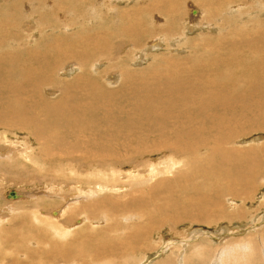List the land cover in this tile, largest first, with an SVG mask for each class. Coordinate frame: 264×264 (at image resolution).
<instances>
[{
  "label": "bare ground",
  "instance_id": "1",
  "mask_svg": "<svg viewBox=\"0 0 264 264\" xmlns=\"http://www.w3.org/2000/svg\"><path fill=\"white\" fill-rule=\"evenodd\" d=\"M0 1V10L2 9V12L9 16L10 19L16 17L19 23L24 19L30 22L31 18L34 19L32 14L34 16L44 12L47 15H52L56 11V7H61L58 12L53 13L56 15L55 18L58 23L55 22L56 24L50 25L49 27H52L50 31H55L60 26L59 22L64 24L69 19L68 17L72 15L70 12V16H68L65 8L66 3L74 6L79 12H85L86 18L91 20L94 18L95 10L98 9L99 11L102 7V4L98 1L92 4L90 0L82 2L80 0ZM101 1L106 3V5L109 1V10H111V6L116 4L118 0ZM159 1L160 4L158 5L156 2V7L153 4H147V7H142L139 10L140 13L137 8L126 9L120 13L118 9H112V12H116V16L113 17L116 21L111 18L110 20L113 22V27L119 29L121 40L131 44L130 48L133 52L126 53L125 51V53L126 55L134 54L131 61L132 63L134 62V66H141V62L144 61L145 63L147 58L142 52L135 50V48L140 46L141 38L151 35L158 27H144L140 19L130 16L136 13H145L150 18L151 16L153 17L154 21L152 19L150 21L155 25V21L156 23L157 21L160 22V17L157 16L159 10L162 13L164 12L165 15H178L179 0L175 1L176 4L171 0ZM196 1L202 8L206 9L207 18L208 16L211 17V22H203V29H211L214 23L221 20L228 22L227 19L235 15H238V23L241 26L244 20L243 17L247 15L243 10H239L231 12V14L227 13L224 16L226 11L213 10V4L209 6V2L213 0ZM216 2L221 3V5L226 3L225 7L228 6V9L230 5L237 4V0H217ZM247 2L251 3L254 16L264 10L259 5L258 0H247ZM89 3L93 5L90 9L86 8V4ZM26 4L29 5L26 6ZM243 5L245 7L244 3ZM233 8L235 9L236 6H233ZM193 12H195L194 15ZM200 16L202 17L201 11L194 9L191 5L190 10L188 9L186 24L183 25L185 26L184 31L190 28L199 29L201 26L199 28L195 26L200 20ZM40 17L38 19L36 16L37 22L31 23L28 27H39L43 24L40 22ZM5 19H0V67L6 66L3 70H0L2 72L0 74V129L3 130L2 132L28 133L29 139L38 144L46 156H55L54 150H59L64 154L62 155L64 158H70L71 153H74L75 155L71 156V158L73 157L71 164L74 163V165H79L84 169L89 168V170L98 169V173H101L99 170L102 166H107L113 170L119 169L124 165H133L136 169H143L144 171L146 168H150V170L146 171V176L142 175V178H138L140 183L151 182L145 190L139 193V197H127L128 199L123 201L122 204H117L114 202L115 199L109 195L99 201L90 199L93 196V192L85 195L87 197L82 205V210L84 211L106 209L104 210L106 215L115 217L116 214L122 213L123 215V213L137 209L146 215V226H143L142 223H140L141 225L133 223L123 226L119 223H110L106 227L105 232H113V230L118 229L123 232L103 240L101 239L100 250H103V253L111 254L115 253V250L130 249L131 246L127 242L132 241L134 247L138 241L144 240L150 231L157 228L160 224V218L154 217L151 213H145L148 206L147 196L154 197L160 188L163 189V187L169 186L171 181L179 183V181L202 179V184L194 187V190L190 193L193 197L192 201H184L179 208L177 207L179 210L173 208L170 203V205H162L159 208L158 211L160 213L167 209L171 212L167 214L169 217L167 220L178 224L179 219L189 218L192 222L207 223L209 225L224 220H226L225 222H230L235 218L245 219L241 208L236 209L232 206L233 210L229 212L225 211V208L227 209L226 201L229 200L230 202V199H235L234 201L251 199L252 192L258 188L257 184H260L262 179L264 180V144L260 147L251 146L249 148H235L232 145L233 139L244 134V131L240 129L244 128L247 121L257 120L255 125L250 127V131H264V27L251 28L250 32L244 31L249 27L232 28L234 30L233 34L237 33L236 35H238L237 38L239 39L237 41L233 40V38L225 40L226 36H216L210 39H207V36L199 37L192 44V51L186 57H179L176 60L177 63L165 56L154 57L157 58V64L154 63L155 65H151L147 69H137L133 73H129V68L120 69L122 72L120 81H117L119 78L117 75L105 74V77H103L109 87L118 85L117 88L113 86L116 89L112 90V92H107L100 91L91 78L96 74L94 70L101 67L102 61H107L110 65L113 62H117L118 67L123 66L124 61L122 59L114 58V54L118 51L120 55L123 53L125 47L122 44L116 45L117 43H115L114 45L116 46L113 45L111 49L105 52L104 49L107 43L100 35L82 37V35L76 33L74 35L76 39H71V44L67 45L58 39L51 40L52 35L50 34L51 38L47 47L44 48L46 50L42 52L39 50L26 51L27 55L24 57L21 56L24 51L20 52L19 46L22 39H25V35L20 33V31L11 34L12 27H18V25L15 26L10 23L12 26H9L10 24L4 23ZM99 20L101 19L99 18ZM118 20L120 23H118ZM123 20L125 22L121 23ZM71 25L73 26L74 23L69 24V26ZM122 26L124 30L120 28ZM164 28L166 27L162 29ZM6 30H9V32ZM243 31L247 34H242ZM32 34L34 35V33ZM175 41H177V38ZM149 45H151V48L147 49L152 53L153 51L150 49H158L162 44L159 40H156L149 43ZM241 49L246 50V52ZM52 53H54L55 59L52 57ZM98 54L99 56L96 58ZM57 55L63 57L66 62L64 65L65 69L59 68L60 61L56 58ZM143 57H145L144 60ZM134 60L140 62H135ZM148 61L150 62V60ZM89 64H91L90 67L88 66ZM242 65H247V67ZM161 67L164 69L163 72L157 73V70L161 69ZM213 70L219 72L211 77L210 73ZM56 72L69 75L76 72V75L70 76L71 80H65L67 76L61 77V84L59 87L57 85L59 92H56L57 89L56 91L54 90L55 87L53 89L48 87V89L41 91L43 86L57 84L54 79ZM48 92L53 95L57 94L58 96L55 95L56 98H53L57 99V101L51 102V99H45L43 96L48 94ZM258 115L263 116L254 118ZM61 133L73 137L74 142L65 141L61 137ZM203 133L206 135H202ZM81 137H83V140H81ZM258 140L256 139L255 141ZM144 141H149L150 145L142 147ZM132 142H135L136 146H133ZM118 150L123 152L124 155H118ZM150 154L168 155L171 157H167L170 163L162 167L155 161L148 163L142 161L143 164H139L130 160L132 156L144 159L143 156ZM178 159L189 166L184 167V165L179 167V169ZM165 173H171L172 178L169 176L171 179H164L162 175ZM154 175L158 176L159 179L153 180ZM219 175L223 177L221 178L223 182L217 186L215 180ZM215 176L218 177L211 183L210 179ZM97 177L87 181H94L91 184L98 187L106 186L103 188L105 190L110 186L108 190L112 189L122 192L121 189L123 187L118 188L114 185L119 179L112 182V179L104 178L100 175ZM126 178V181L131 180V183L136 180L129 176ZM124 182L123 186L127 185ZM130 182L128 183L130 184ZM75 183L81 184L82 182L76 181ZM208 184L210 186L209 189ZM180 185H183V183ZM206 189L208 190L207 192L202 191ZM206 193H210V196H206ZM16 195V200L22 198L18 191ZM230 205L233 204L231 203ZM191 209L194 210L192 211ZM62 210H55V215L60 216ZM71 213H74V211ZM226 228L222 230L228 231L229 229L226 230ZM100 231L102 230L100 229ZM83 232L84 230H81L77 235L71 236L69 235L70 233L61 235L65 239L70 236V239L64 243H56L57 241H55L54 244H47V247H43L44 241L40 238L42 241L37 239L39 243L36 241L32 243L34 250L24 245L26 242L23 245L16 246L15 250L29 257L40 255L45 258L55 256L57 259H63L65 256L67 257L70 251H73L75 247L73 244L78 236L86 235L87 237L85 238H95L93 237L94 235L92 236V232L87 233L85 231L84 234ZM189 234L194 240L197 237L200 238L199 235L203 233L193 231ZM17 235L15 237L18 240H24L19 234ZM43 239L45 240V238ZM243 245L245 244L233 246L234 249H232L237 254V256L232 255L233 260H231L234 263L240 257V260H242L243 252L247 247V244L245 245L246 247ZM250 248L252 247L250 246ZM166 249H168V246L165 247ZM221 250L223 249L221 248ZM53 253L56 254L53 255ZM239 254L242 256L238 257ZM252 255L254 256V254ZM217 256L221 257V253L217 254ZM244 257H246V254ZM67 263H69V260H67ZM6 264H18V262L10 259Z\"/></svg>",
  "mask_w": 264,
  "mask_h": 264
},
{
  "label": "rangeland",
  "instance_id": "2",
  "mask_svg": "<svg viewBox=\"0 0 264 264\" xmlns=\"http://www.w3.org/2000/svg\"><path fill=\"white\" fill-rule=\"evenodd\" d=\"M80 1L82 2L84 0H80ZM95 1H98L100 4H102V7L101 9H99V11L98 9H96L95 12L92 11L95 14L94 18H96V19L93 18L94 20L93 19L91 20L90 18L87 19L85 12L83 13L79 12L78 10L75 9L74 6L70 5L69 3H66V5L64 4L68 16H70V14L72 15L68 17L69 19L66 21L67 23L65 22L64 24H61V22H59L60 26L59 28H57L58 30L56 29L55 31H50L52 27L49 26L58 23V21L55 18L56 15H54L53 13L58 12L61 9V7H56V11L53 12L52 15L50 14L47 15L44 12L38 13L37 15L34 16L32 14V17L34 19L31 18L30 22L27 19L26 20L24 19L20 23L17 21L16 17L10 19L9 16L4 14L1 9L0 19L6 18L4 23L8 25L10 23L12 25L14 24L15 26L18 25V27L17 26L12 27L11 34L20 31V33L25 35L24 37L25 39H22V41L20 42L21 44L19 46L20 52L24 51V53L21 55L24 57L27 55L26 51L39 50L42 52L43 50H46L44 48L47 47L51 35H52L51 40L58 39L67 45L71 44V39L72 40L76 39L74 37L76 33L82 35V37L100 35L102 39L107 43L104 49L105 52L111 49V47H113L115 43H117L116 45L122 44L123 47H125L123 53L120 55L118 51L116 54H114V58L119 60L122 59L124 61L123 66L118 67L117 62H113L112 65H110L107 61H102L101 62L102 65L100 64L101 67H99V69L97 70H94L96 71V74H94L93 77L91 78L97 84L98 89L100 91H107V92H112V90H115L118 87V85H113L116 88L113 86L109 87L107 81L104 79L105 74L117 75V77H119L117 81H120L122 69L129 68V73H133L134 71H137V69L144 70L151 65L153 66L157 64L156 59L161 56H165L169 59H173V61L177 63L176 60L179 57H186L192 51V44L194 43V41L198 40L199 37L207 36V39H210L216 36H226L227 38L225 40H228L229 38H233V40L237 41L239 39L237 38L238 35H236L237 33L233 34L234 30H232V28L234 29L241 27H245V28L249 27L244 31L250 32L249 30L251 28L264 27V10L258 13L257 16H254V11L251 8V3L247 2V0H237L236 2L237 4L230 5L229 9L228 6L225 7L226 3H223V5H221V3L216 2L217 0H213L212 2H209V6L213 4V10H217L219 12L226 11L224 12V16L227 13L231 14V12H236L239 10H243V12H245L248 15V16L245 15L243 17L244 20L242 19L243 22L241 23V26L238 23L239 22L238 15H235L234 17L227 19L228 22L227 21L224 22V20H221L217 23H214V26L211 29L210 28L203 29V22L205 23L211 22V17L208 16L207 18L205 14V12H207L206 9L202 8L201 5L196 0H179L178 8H177L178 15L177 16H174V14L165 15L164 12L162 13V11L160 12L159 10L157 16L160 17V22L157 21L156 23L155 21L156 26L153 25L150 21V19H152L153 17L151 16L150 18V16L146 15L145 13L142 14L136 13L130 16L133 18L135 17L138 20L140 19L144 27L147 28L152 26L158 27L156 28V30L153 31V33H151V35L141 38L140 46L138 48H135V50L142 52V54H144L147 58L145 59V57H143V60L145 59V63L144 61L141 62L142 64L141 66H134V62L133 63L131 62L134 57V54L126 55L127 52H133V50L130 48L131 44L129 42L127 43V41L125 40H121L119 29L114 28L113 22H111L110 20L111 18L113 21H116L113 19V17L116 16V12H112L113 11L112 9H118L119 10L118 12L120 13L126 9L137 8L139 12V10L142 9V7L143 8L147 7V4H153L156 7L157 6L156 2L159 5L160 1L159 0H143V1L118 0L116 1V4L111 6L112 8L111 10H109L110 9L109 1L107 5L101 0H90V3L92 2V4H94ZM171 1L177 2V0H171ZM258 1H259V5L264 8V0H258ZM90 3L86 4V8L90 9L93 7V5ZM243 3L245 4V7ZM28 5L29 4H26V6ZM191 5L194 7V9H198L199 11H201L202 17L200 16L199 18L200 20H198V23L195 26L198 28L200 26L201 27L199 29L190 28L184 31L185 26L183 25L186 24L185 22L187 20L186 17L188 14V9L190 10ZM233 6H236V8L234 9ZM88 12L91 13L90 11ZM36 16L38 19L40 16L42 17V18L40 17V22L43 24H41L39 27H28L31 23L37 22L38 19L36 18ZM99 18L101 20H99ZM202 18L203 19L206 18V19L203 20ZM253 18L255 19L253 20ZM123 22L125 21L123 20L121 23ZM68 23L69 24L74 23V25L69 26ZM118 23H120L119 20ZM11 24L9 26H12ZM163 27L166 28L162 29ZM60 28H62L63 30ZM120 28L124 30L123 26ZM67 29L71 31L69 32V30ZM244 31L242 32V34H247ZM7 32H9V30ZM32 33H34V35ZM62 33L64 34V36ZM176 38L178 42L175 41ZM156 40H159V42L162 45L161 47H158V49H150L153 51L152 53H150V51L147 48H151V45H149L150 46L149 47L148 44ZM173 41H175L174 44H172ZM180 49L182 50L180 51ZM241 50L246 52V50L244 49ZM53 54L54 53H52V57L55 59V56H53ZM98 56L99 54L96 56V58ZM56 58H58V60L60 61L59 68L65 69L64 65L66 64V62L63 60V57L57 55ZM54 59L52 60L54 61ZM148 60H150V62ZM134 61L140 62L137 60ZM3 66L4 67H0V70H3L6 67L5 65ZM88 66L90 67L91 64H89ZM242 66L247 67V65H242ZM109 67L113 69L110 70ZM163 70H164L163 67H161V69L157 70V73L160 72L162 73ZM217 72L219 71L217 70L211 71L210 73L211 77ZM0 74H2V72H0ZM118 74L120 75L118 76ZM75 75L76 72H74L73 74L71 73V75L56 72L54 79L57 81V84H50L47 86H43L41 88V91L45 90L46 88L48 89V87L50 89H53L55 87L54 90L56 91L57 89L56 92H59L60 90L59 88H57V85L58 87L60 86L61 77L67 76L65 80H71L72 78L70 76L73 77ZM55 95L58 96L57 94ZM55 95L50 94L48 92V94H45V96L43 97L47 100L51 99V102H53V101H57V99H53L56 98ZM262 116L263 115H258L254 118H261ZM256 121L257 120L255 119H252L251 121H247L245 123L244 128L240 129L244 131V134L232 140L233 141L232 145L235 148H243V147L249 148L251 146L260 147L264 144V131L253 132L249 130L250 127L255 125ZM2 131L3 130L0 129V264H6L10 259L16 260L18 264H103V263L104 264H223V263L224 264H229V263L230 264H246V263L264 264V249H263L264 248V180L263 179L260 182V184L259 183L257 184L258 188L254 192H252L251 199L246 201L237 200V199H236L237 201H234L235 199H230V202L233 205H230L231 203L229 202V200L226 201L227 209L225 208V211L228 212L232 211L233 210L232 206L233 208L236 209L241 208L245 216V219L235 218L230 222H225L226 220H224L209 225L207 223L203 224L199 222H192L191 220H189V218L179 219L178 224H175L172 221L167 220L169 219L167 214L171 213L169 212L168 209L161 213L160 211H158L159 208L162 207V205L163 206L168 205L169 203L173 208L178 209L179 206L184 201L191 202L193 197L190 195V193L194 190V187L196 185L200 186L202 184V179H195L193 181H182V182L179 181V183L176 181L173 182L171 181L172 183L169 182V186L163 187V189L160 188L157 191V194L156 195L154 194L155 195L154 197L149 196L150 197L149 198L147 196L148 206L145 213L146 214L151 213L154 217L160 218L159 219L160 224L157 226V228L150 231L148 236L144 238V240L138 241L135 245L136 247L135 246L133 247L134 243L132 241H129L127 243L131 246L130 249H125V250L120 249L121 251L115 250V253L113 252L111 254L110 253L108 254V253H103V250H100L101 247L100 244L102 243L101 239L103 240L109 236H114L123 231L118 229V230H113V232H105L106 227L110 223L111 224L119 223L122 226L133 223H138L139 225H141L140 223H142L143 226L144 225L146 226V215L137 209L123 213V215L122 213L116 214L117 216L115 215V217H112V215H106L104 211L106 209H98L95 211H84L82 210V205L84 204L85 198L87 197L85 195L93 192L94 193V194L92 193L93 196L90 197V199H92L93 201L96 200L99 201L102 198L107 197L109 195L113 197V199H115L114 202L117 204H122L123 201H125L131 196L139 197L140 195L139 193L145 190V188L149 184H151V182L148 181L149 183L148 182L140 183L138 182L139 181L138 178L139 177L142 178L143 176H146L147 175L146 171L150 170V168H146V170L144 171L143 169L142 170L136 169L133 165H129V166L124 165L119 169L113 170L108 168L107 166H102V168L99 170L101 173H98V169L89 170V168H87L88 169L87 170L81 168L79 165H74V163L71 164L73 162L72 161L73 157L71 158V156L75 155L74 153H71L70 158H64L62 157V155L64 154H62L59 150H54L53 153L55 154V156L52 155L46 156L41 151V147H39L38 144H35L32 140L29 139L28 133H21L16 131L13 132H8V131L2 132ZM61 135H62L61 137L65 141L71 143L74 142L73 137L65 135L64 133H61ZM202 135H206V134L203 133ZM82 138L83 137H81V140H83ZM256 139L259 140L255 141ZM132 144L133 146H136L135 142H132ZM149 145H150L149 141H144L142 147H148ZM119 151L120 150H118L117 153L118 155L120 156L124 155L123 152H119ZM178 156L180 155L178 154ZM178 156L176 157L178 158ZM167 157L171 158L168 155H164V154L162 155L150 154L148 156L147 155L143 156L144 159H139L140 157L138 158L132 156L130 160L139 164L141 163L143 164V162L148 163L150 161L151 162L155 161L159 163V166L163 167L166 166L167 163L168 164L170 163ZM178 160H179L178 168L184 165H185L184 167L189 166L184 164V162L181 161L180 159ZM99 175L103 176L104 178L112 179V182L113 180L119 179V181L117 180V182H115L114 184L115 187L118 188L125 187V188L124 189L120 188L122 192L119 190H116L117 192L112 189L108 190L110 186L105 190L103 188L106 186L98 187L91 184L94 181H87L98 178L97 176ZM127 176L135 178L136 180L132 183L130 182L131 180L126 181ZM169 176L172 178L171 173L170 174L165 173L162 175L164 179H171ZM217 177L218 176L212 177L210 179L211 183H213V181ZM219 177L215 180L217 186L222 184L223 182L222 181L223 179L221 180V178L223 177H221L220 175ZM152 179L158 180L159 177L155 176ZM120 180L123 182L125 181L124 183H127V185L125 184L123 186V182L121 184ZM76 181L82 183L77 184L75 183ZM128 182H130V184ZM182 183L183 185H180ZM209 187L210 186L208 184V189ZM10 191H15V192L18 191V193L22 196V198H20V200H9L6 197V194ZM202 191L207 192L208 190L206 189ZM114 196L115 197L117 196V198H115ZM206 196H210V193H206ZM174 199L175 200L180 199V200H177L179 201L177 202ZM156 207L158 208L156 209ZM61 209L63 210L60 216L55 215V210L57 211ZM191 210L193 211L194 209ZM72 211H74V213H71ZM138 215H142L143 217ZM78 220L80 221V223ZM125 220L126 222H124ZM127 220H129L130 222ZM223 228H226V230L229 229L228 230L229 232L223 231L222 230ZM100 229L102 231H100ZM81 230H84V232L87 231V233L92 232L93 233L92 236L94 235L93 237L95 238L92 239L85 238L87 237L86 235L78 236L76 241H74L73 246L75 247L73 251H70V253L67 254V257L65 256L63 259H59V258L57 259L55 258V256H50L49 258H45L40 255L29 257V256H25L22 252H17L15 250L18 247V245L21 244L23 245L25 242L26 243L24 245L34 250L32 243L35 241L39 243L37 239H39L40 241L42 240L44 241V244L42 243L43 247H47L48 246L47 244H54L55 241H57L56 243H64L67 242L68 239H70L71 235H75V234L77 235L78 232ZM193 231H200L204 235L200 234L199 235L200 238L197 237L196 239L192 240L191 235L189 233ZM237 232H239L240 234ZM66 233H70L68 239H65V237L63 238L61 236ZM17 234H19L20 237L24 238V240L23 241L18 240L16 238L18 236ZM42 237L45 238V240ZM242 244L245 245L247 244V247L243 245L244 247H246L244 251L246 253L243 252L244 256L246 254V257L239 254L238 257L242 256V260H240L241 258L240 257L234 263L232 261L233 260L232 255L237 256V254L234 252L233 246L242 245ZM166 246H168V249L165 250ZM248 246H249V250H248ZM250 246L252 248H250ZM221 248L225 251V253L226 252L227 253L225 254L224 251L221 250ZM219 253H221V257L217 256V254ZM55 254L56 253H53V255ZM252 254H254V256ZM217 257L219 258V260ZM53 259L56 260L54 261ZM67 260H69V263H67Z\"/></svg>",
  "mask_w": 264,
  "mask_h": 264
},
{
  "label": "water",
  "instance_id": "3",
  "mask_svg": "<svg viewBox=\"0 0 264 264\" xmlns=\"http://www.w3.org/2000/svg\"><path fill=\"white\" fill-rule=\"evenodd\" d=\"M195 14V12H193V15ZM6 197L8 199H11V200H16L17 199V195H16V192L15 191H10L6 194Z\"/></svg>",
  "mask_w": 264,
  "mask_h": 264
}]
</instances>
